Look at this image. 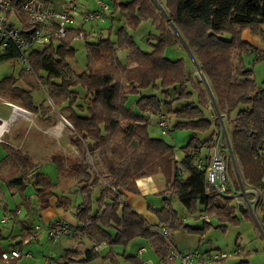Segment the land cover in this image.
<instances>
[{"label": "trees", "instance_id": "trees-1", "mask_svg": "<svg viewBox=\"0 0 264 264\" xmlns=\"http://www.w3.org/2000/svg\"><path fill=\"white\" fill-rule=\"evenodd\" d=\"M113 1L110 14L119 11L128 28L136 29L142 21L154 26L156 32L149 31L147 35L151 50H142L127 27L120 26L115 41L109 33L97 41L85 40L87 68L74 76L69 61L75 55L72 37L56 39L27 55L34 73L39 75L43 71L46 74L48 96L53 98L55 106L68 102L66 118L75 135L85 142L87 150L99 149L104 170L96 171L92 182L97 183L101 176L115 188L112 193L105 186L112 194V202L100 212L93 213L89 200L84 201L76 213L78 220L89 221V225L113 226L115 233L109 237L110 244L124 246L136 237L153 238L156 232L142 217L122 204L120 196L124 190L137 192V178L161 173L165 180L164 193L168 191L174 195L188 212L200 217L204 213L216 217L218 227L223 231L227 224H238L237 205L233 198L218 194L211 187L206 190L205 171L195 165L201 149L209 147L214 133L203 140L197 134L207 132L212 125L219 127L218 120L207 117L204 112L211 94L215 107L226 116L229 153L236 159L243 180L252 187L264 189V79L257 82L253 69L244 59L245 55H254V61H264V49L241 37L242 31L248 29L264 40V0ZM17 20L22 22L24 33L28 35L31 25L26 18L19 15ZM182 41L203 74V85L186 69L182 58L170 59L165 55L167 46L183 44ZM116 43L119 48L129 49L130 65L120 62ZM18 56L14 45H9L0 49V64L14 62ZM101 61L103 65H95ZM15 84L16 79L11 76L0 79V88L4 92L15 100L20 99L28 110L42 115L43 106L35 104L31 94L39 84L27 80L29 90ZM188 85L197 92V100L192 98ZM78 86L86 91V106H78L85 113L72 107L77 99V90L73 88ZM149 90L158 91L168 99H162L157 93H146ZM171 90L176 93L173 99L169 98ZM136 106L137 110L134 109ZM163 107L174 117L173 128L193 132L181 147L185 155L178 161L173 145L150 136L148 132L149 117L144 113L156 114ZM166 118L168 123V115ZM117 130L123 132V144L109 141ZM133 141H137L135 148ZM120 146L122 149L117 152ZM113 154L120 160L117 161ZM16 156L20 162L25 161L22 155ZM53 161L58 172L66 170L62 154L56 153ZM178 162L187 172L186 176L178 171ZM68 167L71 172L76 170L84 173L87 180L90 178L87 164L73 159L68 162ZM24 177L25 173L21 172L19 176L9 178L7 184L24 187ZM32 186L39 198V207L46 208L53 195L52 180L39 172L35 174ZM102 198L103 195L98 200ZM156 214L173 230L184 228L203 234L211 226L208 222H204L201 228L184 225L177 219L169 200L156 210ZM243 214L251 219L247 210ZM260 222L264 224V202L260 207ZM239 264L247 262L240 261Z\"/></svg>", "mask_w": 264, "mask_h": 264}, {"label": "rangeland", "instance_id": "rangeland-1", "mask_svg": "<svg viewBox=\"0 0 264 264\" xmlns=\"http://www.w3.org/2000/svg\"><path fill=\"white\" fill-rule=\"evenodd\" d=\"M79 5V12L86 11V10H95L96 8V0H76ZM105 3H113V0H101ZM128 0H121V2H127ZM161 11H164L163 7L161 6ZM121 14L119 13V16ZM75 25L78 23H81L80 16L78 14L75 15ZM12 23L16 25V27H19L18 22L15 20V18H12ZM122 25H125V21L121 20ZM85 29L89 27V23L85 24ZM106 28H109V22L105 24ZM120 27L119 24L115 25L114 28L110 30V37L114 41L116 40V32L118 28ZM127 27V26H126ZM127 30L132 35L134 41L136 44L144 51L151 50V47L149 43L147 42V35L149 31L156 32L154 29V26L151 25L148 21H142L140 25L136 29H130L127 27ZM107 30H105L106 32ZM106 35H108V32H106ZM105 36V34H104ZM72 47L75 49V55L73 59L69 60L72 68L71 75L74 76L77 73L82 72L87 68V58H86V50H85V40L80 38H75L71 42ZM117 47V54L120 62L128 66L130 65V61L128 58L129 49L126 47H118L117 43L115 44ZM165 55L170 59H177L182 58L183 63L188 71H190L196 81L202 82L204 79L203 74L201 71L197 68V63L195 62L193 55L187 48L181 43H177L171 46H167L165 49ZM246 64L251 67L254 71V76L257 82H261L262 79H264V61H254V55H245L244 56ZM104 62H96L95 65L100 66L103 65ZM24 64L22 61L16 60L14 62L6 61L0 64V79L5 76H11L16 79V84L19 87L30 89L29 85H27V80H31L33 82H36L39 84L36 88H34L31 91L33 101L35 104H41L43 106V112L42 115L39 113L35 115L34 113H30L28 108L24 107L23 102L20 99H13L11 98L7 92H4L0 88V116L4 117L5 119L9 118L10 115L13 113V106L17 105L23 109H25L27 112L20 111V115L16 114L15 119L8 123L6 130L4 131L6 133V136L2 135L0 136V139L6 140L7 142H11L15 145L16 151H12L9 153L11 155V158H8V160L4 166L0 167V178L2 182H5L2 185V188L5 191V196L7 201L9 202V208L13 209L15 204L17 206H20L21 201L20 200V193L16 186L7 184V179L11 177L19 176L21 172L25 173L24 182L27 185H30V183L33 182L35 174L38 172V170L50 177H55L57 174V167L56 163L53 161H50V156L52 153L56 151L62 152L68 159L74 154L75 156L79 157V160L81 162L85 161L86 164L89 167V170L94 174L95 169L98 172H102L104 170V164H103V158L99 154V149H93L91 151L86 149L85 142H82L81 140H73L69 139L71 135H66L68 132H71V126L69 123L66 124V131L63 133V135L58 138H55L52 134L54 132L53 126L51 124H54L55 121L59 119H64L62 115L66 116L68 114V109L66 108L68 102H64L61 105L55 106L53 98L48 96V86L45 84V73L43 71H40L39 75H36L34 71H28L24 69ZM205 81V80H204ZM203 85V82L201 83ZM189 89L192 91V98L194 100H197V92L191 88L190 85H188ZM73 90H77L76 95L77 99L76 102L72 105L73 109H75L77 112L85 113L86 111H81L78 107L79 105H82L83 107L86 106V91L82 86H78L76 88H73ZM146 93H157L159 97L162 99H168L165 98L161 93L158 91L149 90ZM170 99L176 97V93L172 90L170 91ZM209 96V95H208ZM9 102H12V104H9ZM137 110V106L134 108ZM166 109L163 107L161 109V113H164L165 116L168 115V129L169 131L166 134L162 133L161 127L157 124V117L156 114L151 112L149 116V126H148V132L150 136L155 138H161L164 141H166L168 144H171L174 146L175 153L177 155L182 154L181 147L185 145L189 138L193 135V132L190 130H187L185 128H173V122L174 117L173 115H170L168 112L166 113ZM205 115L211 119H217L218 123L219 121L222 123V126L224 128V131L227 134L226 127L228 128V123L226 122V116L219 112L218 109L212 104L211 100L209 101V105L204 108ZM62 114V115H61ZM156 118H155V117ZM219 128V127H217ZM48 130H52L48 131ZM39 131V132H38ZM40 132H43L42 136L37 138L40 134ZM35 133L38 134L35 135ZM210 134V130L207 132H200L197 134V136L200 138V140H203L208 137ZM227 136V135H226ZM123 137V132L120 130H117L115 133L111 135L110 142L118 144H123V141L121 138ZM0 141V144H3V142ZM70 142H74L76 144L75 148L71 147ZM222 152L224 155L228 157L229 161V167H228V173L230 178L233 181H236V169L239 168L238 163L236 159L231 158L229 155L227 142L222 139ZM134 148L137 146V141H133ZM131 147V146H130ZM121 146L117 150V152L121 151ZM132 149V148H131ZM129 149V150H131ZM6 149L1 147L0 145V156L5 155ZM21 154L23 157H25V161L20 162L16 155ZM204 154V151H203ZM109 156H111L109 154ZM113 156H115L113 154ZM72 158V157H71ZM115 158V157H114ZM117 161L120 160L115 158ZM29 160L33 161L36 166L35 168L31 166V163ZM15 162V163H14ZM89 181V180H88ZM29 183V184H28ZM26 195H32L34 196V193L32 191V186L24 187ZM262 192H264V189H262ZM15 204H14V202ZM174 205L173 207L177 211V213L180 215H183L186 217V220L184 223H187L191 226H196L201 228L204 224V220L202 217H199L197 213H190L187 211V209L184 208V206L178 201H173ZM21 216L24 215L27 211L26 204L21 206ZM13 214L19 215L18 210L12 211ZM3 213H6L7 216H10V211L4 210L3 206L0 205V218L3 215ZM237 216L239 218L238 224H227L226 230H221L218 225L219 221L214 216H209V220L211 221V226L206 230V237L207 239H211L212 243L215 245V247H218V249H223L225 251H230L235 248H240V253L238 255H231L227 257L225 260L228 264H238L240 258L244 259V255L242 251H249V256H252L251 260L253 261V264H264V224L260 222V213L258 214V220L260 222V226H258L253 218H246L242 213L238 212ZM29 225H33V227L36 224H40L42 226V229L39 231V237L40 240L38 242L33 241V244L29 247V249L33 253V257L30 259H22L20 261V264H44L45 256H49L52 254V260L53 264H58V261H61L60 258V249H53V243L50 242L47 239L46 231L42 223H38L37 221L33 220L32 218H29L28 220ZM0 227L2 225L0 224ZM18 229V228H17ZM17 233L19 230H16ZM20 233V232H19ZM205 235V234H204ZM195 241V240H194ZM61 246H65L67 248H70L69 246V240L67 238H62L59 240ZM73 243V242H71ZM189 243V242H188ZM74 244V243H73ZM119 245L123 247L121 244H114ZM193 245L195 246V249L198 248L196 241L193 242ZM121 247V248H122ZM50 248L51 251L50 252ZM200 249V248H198ZM200 251V250H198ZM63 252H65L63 250ZM36 259H41L40 262L34 261ZM70 264H85L79 263V262H70ZM91 264H102L101 258L95 259L91 262Z\"/></svg>", "mask_w": 264, "mask_h": 264}, {"label": "crops", "instance_id": "crops-1", "mask_svg": "<svg viewBox=\"0 0 264 264\" xmlns=\"http://www.w3.org/2000/svg\"><path fill=\"white\" fill-rule=\"evenodd\" d=\"M42 1L46 5H49L53 8L62 9L66 6L67 0H42ZM118 2H121V0H118ZM108 4L111 7H113V3H108ZM97 8L98 6L96 3L95 9ZM121 20L125 21L124 17H122L121 15L119 16V11H113L112 14H106L104 21L99 22L97 24L90 23L87 29H85L86 28L85 24L82 23H78L77 25H75V28L76 29L83 28L85 30H89L91 26H93L95 29L100 30V32L103 34V37H106L107 36L106 32L109 33L110 30L115 27V25L119 24L120 26L125 27V25H122ZM107 22H109V28L105 27V24H107ZM262 29H264V26H262ZM105 30L107 31L105 32ZM69 37L75 39L73 34H71ZM241 37L243 40H246L251 44H253V46L259 49H264V40H262L258 35L251 34L248 29L242 31ZM8 103L12 104V102L9 101ZM29 112L31 113L32 111L29 110ZM29 112L27 111V113ZM32 113L37 115V113L35 112ZM149 114H150L149 112L144 113V115L147 116ZM62 117L64 119L58 118L54 124H51L54 129L52 135L58 140V138H60L63 135V133L66 131L65 129L68 126V125L66 126V124L69 123V125L71 126V130H70L71 132H68L66 134L68 136L71 135L69 139L81 140L82 142H84L82 139H79L75 135L72 125L68 121L66 116L62 115ZM0 118L3 119L4 117L0 116ZM5 130L6 128L3 129L0 136L2 135L6 136V133L4 132ZM209 130L210 133L211 132L214 133L215 136L218 128L217 126L212 125ZM48 131L52 132V130H48ZM42 134L44 133L40 132L38 136V134L35 133V135H37L38 136L37 138L39 139L42 136ZM0 141L2 140L0 139ZM2 142L3 144L0 145L1 147L3 146V148L6 149L7 153H5V155L3 156H0V167L4 166L8 160L10 159L12 160L11 155L9 153H11L12 151H16L15 145L13 143L7 142L6 140H3ZM68 144H70L71 147H74V149L76 150L75 148L76 144L74 142L73 143L70 142ZM56 153L62 154L63 157L65 158L66 170L63 173L57 171L55 177L49 176L53 184V188H52L53 195L49 198V205L46 208L41 209L39 207L40 205L39 198L35 193V189L32 186V183H30V185L32 186V191L34 193V196L24 194L25 192V190H23L24 187H29L30 185L26 186L25 184V186L22 187L20 185L11 184L17 187L21 197L20 200L22 201L20 203L21 204L20 206H17L13 201L15 206L13 209H10L8 207L9 202L6 199L5 191L2 188V185L5 182H2L0 178V205L3 206L4 210L6 209L7 211H10L9 214L11 217L9 220H3L4 216H6V213H3V215L0 218V224L2 225V227H0V253L1 251L9 247H20L23 248L24 250L27 249L30 250L29 247L33 244V241L38 242L40 240L39 237L40 230L35 231L33 225L28 224L29 218H32L38 223H42V225H46L48 222L54 220H64L67 221L74 228V234L72 236L64 237L69 240V246L71 247L70 248H67L65 246L62 247L61 246L62 243L59 242V240H61L62 238L56 241H50L47 238L50 242L53 243V249L61 250L60 251L61 261H58V264H70V262H79V263L84 262L85 264H91L93 260L99 258H101L102 264H161L165 252L164 249L161 247V243H160L161 241L156 231H155L156 236H154L153 238L136 237L132 239L130 242H128L126 245H124L123 247L122 246L119 247V245H114L109 243V237H113L115 233V229L113 226H104L101 223H97L96 225H89L88 224L89 221L83 223L82 221L78 220L76 213L79 210L80 205L84 201H86L87 199L89 200L91 204V210L93 213L100 212V210L104 209L105 206L111 204L112 194L111 193L109 194V192H107L105 189V185L102 184L101 179L103 177L99 176V181L97 183L92 182L94 175L89 169L87 171L90 174V178L88 179L89 181L86 179V175L84 173L76 170H73L71 172V168L68 167V162L70 160L76 159L80 162V164L87 163L85 161L81 162L79 160V157L75 156L76 154H74V152H72L73 153V155L71 156L72 158L70 157V159H68L62 152L58 150L51 154L50 161H53V156ZM18 155L20 156L21 154L18 153ZM174 155L177 160H180L185 155V152L182 150V154L177 155L174 149ZM208 156H209V147L204 146L201 149L199 157L206 160ZM114 157L116 158V156ZM29 162L35 168L36 164L31 160H29ZM93 168L92 170L94 171L95 174L96 170ZM39 172L40 171L38 170L37 173ZM183 174L184 176H186L187 172H184ZM135 184H136L137 192L124 190L121 193L120 200L122 204L128 206L132 211H134L140 217H142L152 231H154L156 228H159L162 225L167 226L169 228L172 241L174 242L176 247L182 252H189L192 250H200V251L223 250V249H218V247H215L211 239H207L205 233L206 231L203 234H198L194 232H189L184 228H177L173 230L170 228L167 222H164V220L162 221L158 217V215L156 214V210L161 209L165 205L166 200H169L170 207L173 209V211H175L177 215V219H179V221H181L184 225H187L191 228H199L184 223L186 217L181 214L179 215L177 213V211L173 207L174 205L173 201L178 202V200L170 192L167 191L164 193L165 180L161 173H155L152 175L139 177L135 180ZM87 190L89 192L88 196H87ZM101 195H103V198L101 200H98ZM262 202H264V200H262ZM25 204L27 207V211L24 215L21 216L20 208L22 205ZM261 204L258 208V214L260 213ZM15 210L19 211L18 212L19 215L13 214L12 211ZM244 211L245 209L243 211H239L237 206L236 214L238 212L243 214ZM208 223H211V221L209 220ZM84 224L85 226H83ZM16 230H19L20 233L19 232L17 233ZM194 240L196 241V244L197 246H199L198 248L200 249L198 248L195 249V246L193 245V242H195ZM71 242H73L74 244ZM95 245L97 246V249L94 248ZM63 250L65 252H63ZM50 252H52L51 248H50ZM242 252L244 255L243 257L244 259H241L242 258L241 257L239 263L240 261H246L247 264H253V261L251 260L252 256L248 255L250 252L249 251H242ZM32 257H33V253L32 256L29 258L21 257L19 259H14L11 260L9 264H20V261L22 259H30ZM47 259H50L49 264H53L52 254L50 255V257L45 256L44 264H48ZM40 260L41 259H36L34 261L40 262ZM0 264H6V263H4L0 258ZM222 264H228V263L226 260H224Z\"/></svg>", "mask_w": 264, "mask_h": 264}, {"label": "built area", "instance_id": "built-area-1", "mask_svg": "<svg viewBox=\"0 0 264 264\" xmlns=\"http://www.w3.org/2000/svg\"><path fill=\"white\" fill-rule=\"evenodd\" d=\"M98 8L95 10H86L79 12V5L76 0H67L66 6L62 9L53 8L46 5L42 0H0V49H6L9 45H14L18 50L19 61L24 64V69L32 71V68L27 62V55L43 45L49 44L56 39L68 38L71 34L75 38L88 39L97 41L103 38L100 30L93 26L89 30L83 28H75V15L78 14L82 24L99 23L104 21L106 14L112 12V8L108 3L96 0ZM22 15L26 18L29 25L28 35L24 33L22 22L17 18ZM12 18L19 22V27L12 23ZM157 124L162 129V133L168 132V123L165 114L158 112L156 114ZM227 142V136L219 122V128L209 145L208 158H197L195 165L199 169H204L205 177L208 182L206 190L209 187L215 192L223 196L233 198L235 204H241L247 210L255 223L260 226L258 220V208L264 200V192L260 188L252 187L245 183L238 169H236V183L230 178L228 173L229 161L228 157L223 154L222 143L223 139ZM228 146V144H227ZM229 151V146L228 150ZM229 153V152H228ZM232 160L233 157L229 153ZM178 161V160H177ZM178 171L184 172V168L178 162ZM102 184L108 187L112 193L115 188L110 186L104 178L101 179ZM10 216H4L3 220H9ZM204 222L209 221V216L202 214ZM47 238L50 241H56L64 237H70L74 234V228L64 220H54L48 222L45 226ZM42 229L40 224L34 226L35 231ZM161 246L164 249L165 255L161 264H222V262L231 255H238L240 248H235L230 251L223 250H208L198 251L192 250L189 252L180 251L172 241L169 228L165 225L156 228ZM97 249V246H94ZM32 256L30 250H24L20 247H10L1 251V260L9 264L11 260L21 257L29 258ZM50 263V259H47Z\"/></svg>", "mask_w": 264, "mask_h": 264}, {"label": "bare ground", "instance_id": "bare-ground-1", "mask_svg": "<svg viewBox=\"0 0 264 264\" xmlns=\"http://www.w3.org/2000/svg\"><path fill=\"white\" fill-rule=\"evenodd\" d=\"M12 106H13V113L10 115V117L8 119L0 118V134L2 133L3 129L7 127L8 123L15 119L16 114L20 115V111L27 112L25 109L17 105H12Z\"/></svg>", "mask_w": 264, "mask_h": 264}, {"label": "water", "instance_id": "water-1", "mask_svg": "<svg viewBox=\"0 0 264 264\" xmlns=\"http://www.w3.org/2000/svg\"><path fill=\"white\" fill-rule=\"evenodd\" d=\"M164 14H165V12L164 11H162ZM183 42V41H182ZM183 44H184V42H183ZM184 46L186 47V45L184 44ZM187 48V47H186ZM188 50V49H187ZM210 100H211V102H212V104L215 106V104H214V99H213V97H212V95L210 94ZM227 144H228V146H229V142H228V140H227ZM238 210L239 211H243L244 210V207L241 205V204H239L238 205Z\"/></svg>", "mask_w": 264, "mask_h": 264}]
</instances>
